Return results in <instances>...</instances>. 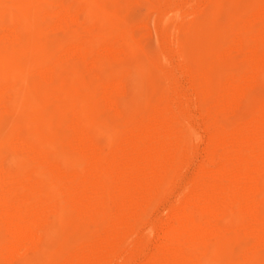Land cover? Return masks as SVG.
<instances>
[{
	"label": "bare ground",
	"instance_id": "6f19581e",
	"mask_svg": "<svg viewBox=\"0 0 264 264\" xmlns=\"http://www.w3.org/2000/svg\"><path fill=\"white\" fill-rule=\"evenodd\" d=\"M0 133V264H264V0H0Z\"/></svg>",
	"mask_w": 264,
	"mask_h": 264
},
{
	"label": "rangeland",
	"instance_id": "374dc122",
	"mask_svg": "<svg viewBox=\"0 0 264 264\" xmlns=\"http://www.w3.org/2000/svg\"><path fill=\"white\" fill-rule=\"evenodd\" d=\"M222 24L219 25H215L214 27H209L208 29H206L205 31H201L193 40L194 41V46L192 49V54L194 59H197L199 61H206L210 58V56L212 55V53H214L215 49H216V45L219 39V30L221 29ZM36 54L32 53V57L31 60L28 63H20L18 64V69L21 70L22 73H24L27 79V71L30 68L31 64L33 62H35L34 60L37 59V56H35ZM34 93H36V90H33ZM40 103L44 106L43 108H45L44 110V114L45 115H49V120H50V124H51V128H55L57 129L58 125H59V119L56 113V109L50 105V103L48 102V100H39ZM51 106V107H50ZM195 143L197 144L198 142L195 141ZM5 144V135L3 133H0V152L3 149V146ZM202 153H198L196 156V159L199 160L201 158ZM179 191V190H178ZM177 193H173L170 197V201H173L176 197ZM164 205H161L160 207H158V210L156 212L157 215H162L164 214ZM65 237L63 239H61L60 243L65 244ZM26 264H37V260L30 258L27 260Z\"/></svg>",
	"mask_w": 264,
	"mask_h": 264
}]
</instances>
